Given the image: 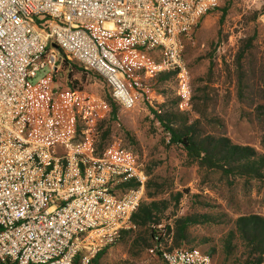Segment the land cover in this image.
Returning a JSON list of instances; mask_svg holds the SVG:
<instances>
[{
	"label": "built area",
	"instance_id": "1",
	"mask_svg": "<svg viewBox=\"0 0 264 264\" xmlns=\"http://www.w3.org/2000/svg\"><path fill=\"white\" fill-rule=\"evenodd\" d=\"M219 4L0 0V264H95L133 227L145 197L148 177L133 162L57 151L70 109L64 60L98 74L132 109L128 76L139 53L151 54V73L177 72L186 87L185 45ZM160 256L213 264L199 249L162 248Z\"/></svg>",
	"mask_w": 264,
	"mask_h": 264
},
{
	"label": "rangeland",
	"instance_id": "2",
	"mask_svg": "<svg viewBox=\"0 0 264 264\" xmlns=\"http://www.w3.org/2000/svg\"><path fill=\"white\" fill-rule=\"evenodd\" d=\"M183 60L186 87L177 72L151 73V54L139 53L128 76L132 109L113 100L98 74L64 60L59 80L70 109L57 151L123 158L148 177L133 227L97 264H165L162 248L199 249L213 264H264V177L254 170L264 163V0H220ZM165 126L248 156L210 167Z\"/></svg>",
	"mask_w": 264,
	"mask_h": 264
},
{
	"label": "trees",
	"instance_id": "3",
	"mask_svg": "<svg viewBox=\"0 0 264 264\" xmlns=\"http://www.w3.org/2000/svg\"><path fill=\"white\" fill-rule=\"evenodd\" d=\"M165 130L171 134V139L173 142L181 144L184 146V148L187 150L190 156H195L203 161L205 164H208L210 167H224L225 164H231L233 162V157H236L238 155L242 156V158H246L248 155L245 154V151L240 152L238 147H233L235 151L227 150L225 149L222 142V139H212L214 141V146L212 144H209L207 146H204L203 144H200L199 142H196L192 137L189 138L187 136H182L181 134H178V132L169 126H165ZM238 151V152H236ZM236 160V159H235ZM257 163L255 170V174L258 175V177H264V163ZM134 217H136V213L133 215V223H134ZM264 229V228H263ZM157 232L155 231L154 234ZM261 237L264 238V231L261 232ZM160 236L158 233L157 236ZM251 233H249V237L251 238ZM259 252L260 250L257 249ZM103 254L99 255L95 261V264H97L98 260L102 257ZM160 255V253H159Z\"/></svg>",
	"mask_w": 264,
	"mask_h": 264
}]
</instances>
